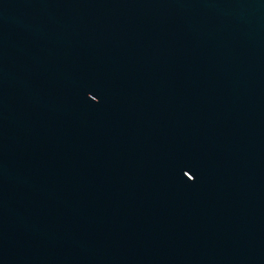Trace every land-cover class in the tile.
Segmentation results:
<instances>
[{"label":"water","instance_id":"obj_1","mask_svg":"<svg viewBox=\"0 0 264 264\" xmlns=\"http://www.w3.org/2000/svg\"><path fill=\"white\" fill-rule=\"evenodd\" d=\"M0 264H264V0H0Z\"/></svg>","mask_w":264,"mask_h":264}]
</instances>
